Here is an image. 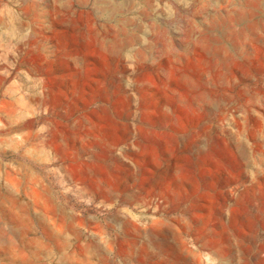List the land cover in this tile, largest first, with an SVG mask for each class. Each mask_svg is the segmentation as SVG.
I'll return each mask as SVG.
<instances>
[{
    "label": "rangeland",
    "instance_id": "1",
    "mask_svg": "<svg viewBox=\"0 0 264 264\" xmlns=\"http://www.w3.org/2000/svg\"><path fill=\"white\" fill-rule=\"evenodd\" d=\"M263 207L264 0H0V264H264Z\"/></svg>",
    "mask_w": 264,
    "mask_h": 264
},
{
    "label": "bare ground",
    "instance_id": "2",
    "mask_svg": "<svg viewBox=\"0 0 264 264\" xmlns=\"http://www.w3.org/2000/svg\"><path fill=\"white\" fill-rule=\"evenodd\" d=\"M247 37V36H246ZM254 40V39H253ZM251 43V42H250ZM244 52V51H243ZM254 53V52H253ZM216 58V57H215ZM231 61V60H230ZM204 62V61H203ZM223 63H225L224 61H223ZM204 64V63H203ZM214 64V63H213ZM226 65V64H225ZM208 66V65H207ZM262 66H263V64H262ZM221 68V67H220ZM229 69V68H228ZM197 71V70H196ZM207 71V70H206ZM218 71V70H217ZM200 72V71H199ZM262 72V71H261ZM209 73V72H208ZM212 73V72H211ZM220 73H222V71H220ZM225 73V72H224ZM227 73V72H226ZM202 74V73H201ZM223 74V73H222ZM200 75V74H199ZM216 75V74H215ZM225 75V74H224ZM209 76V75H208ZM199 77H201V76H199ZM211 78V77H210ZM221 78H222V76H221ZM202 80V79H201ZM211 80V79H210ZM216 80V79H215ZM227 81H228V79H227ZM210 83H212V82H210ZM208 87V86H207ZM220 95V94H219ZM207 96V95H206ZM204 97V96H203ZM214 98V97H213ZM213 100V99H212ZM209 102H210V100H209ZM215 103V102H214ZM218 103H220V102H218ZM210 104H211V102H210ZM225 105V104H224ZM210 108V107H209ZM247 190V189H246ZM255 192V191H254ZM258 193V192H257ZM221 196V195H220ZM250 198H252V197H250ZM249 198V199H250ZM234 199V198H233ZM263 199V198H262ZM249 201V200H248ZM247 201V202H248ZM263 201V200H262ZM258 202V201H257ZM226 203V202H225ZM262 204V203H261ZM261 206V205H260ZM259 206V207H260ZM216 207V206H215ZM226 207V206H225ZM242 207V206H241ZM247 207V206H246ZM244 208V207H243ZM264 208V207H263ZM223 210V209H222ZM248 210V209H247ZM257 211V210H256ZM251 212V211H250ZM223 213V212H222ZM258 213H260V212H258ZM258 213H257V215H258ZM212 214V213H211ZM218 215V214H217ZM255 215H256V213H255ZM249 217H250V215H248ZM259 216V215H258ZM257 216V217H258ZM70 218H71V216H70ZM220 218V217H219ZM248 219V218H247ZM247 219H245V220H247ZM218 220H220V219H218ZM221 221V220H220ZM64 222V221H63ZM240 222V221H239ZM244 222V221H243ZM246 222V221H245ZM249 222V221H248ZM64 224V223H63ZM66 224V223H65ZM244 224V223H243ZM215 225H217V224H215ZM73 227L71 226V223H69L68 225H67V230H70V229H72ZM211 228V227H210ZM64 229V228H63ZM57 231L58 232H60L59 231V229H57ZM208 232V231H207ZM212 232V231H211ZM55 234V233H54ZM211 234V233H210ZM56 235V234H55ZM85 237V236H84Z\"/></svg>",
    "mask_w": 264,
    "mask_h": 264
}]
</instances>
